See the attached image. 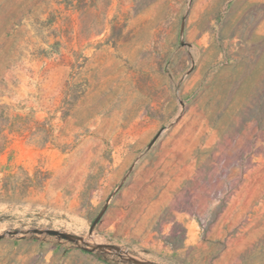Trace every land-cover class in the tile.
I'll use <instances>...</instances> for the list:
<instances>
[{"label": "rangeland", "instance_id": "374dc122", "mask_svg": "<svg viewBox=\"0 0 264 264\" xmlns=\"http://www.w3.org/2000/svg\"><path fill=\"white\" fill-rule=\"evenodd\" d=\"M0 264H264V0H0Z\"/></svg>", "mask_w": 264, "mask_h": 264}]
</instances>
